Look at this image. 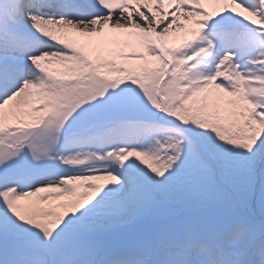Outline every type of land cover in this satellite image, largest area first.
I'll return each instance as SVG.
<instances>
[{"label":"snow or ice","instance_id":"6c2138e0","mask_svg":"<svg viewBox=\"0 0 264 264\" xmlns=\"http://www.w3.org/2000/svg\"><path fill=\"white\" fill-rule=\"evenodd\" d=\"M0 264H264V0H0Z\"/></svg>","mask_w":264,"mask_h":264}]
</instances>
